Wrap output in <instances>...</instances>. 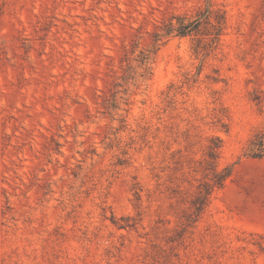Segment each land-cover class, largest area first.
Here are the masks:
<instances>
[{
  "label": "rangeland",
  "instance_id": "1",
  "mask_svg": "<svg viewBox=\"0 0 264 264\" xmlns=\"http://www.w3.org/2000/svg\"><path fill=\"white\" fill-rule=\"evenodd\" d=\"M0 264H264V0H0Z\"/></svg>",
  "mask_w": 264,
  "mask_h": 264
},
{
  "label": "trees",
  "instance_id": "2",
  "mask_svg": "<svg viewBox=\"0 0 264 264\" xmlns=\"http://www.w3.org/2000/svg\"><path fill=\"white\" fill-rule=\"evenodd\" d=\"M170 31H177L179 35L185 36L192 31L191 24H185L184 22H180L179 26L176 27L173 24L170 25ZM228 174H226L227 176Z\"/></svg>",
  "mask_w": 264,
  "mask_h": 264
}]
</instances>
